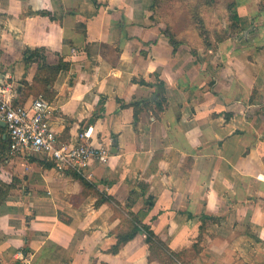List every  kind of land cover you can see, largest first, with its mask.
Instances as JSON below:
<instances>
[{"label": "crops", "instance_id": "0c3cea01", "mask_svg": "<svg viewBox=\"0 0 264 264\" xmlns=\"http://www.w3.org/2000/svg\"><path fill=\"white\" fill-rule=\"evenodd\" d=\"M96 2L0 0V100L42 94L37 62L25 67L22 52L44 48L48 65L69 63L49 90L48 123L63 141L89 129L110 149L106 163H90L88 185L41 154L0 162V179L15 184L0 203V264H161L149 258L143 233L108 251L122 228L117 210H146L142 221L172 250L203 224L194 264H264V104L251 112L209 105L218 95L228 104L254 100L256 62H242L239 88L238 73L227 76L239 64L222 41L226 65L215 72L216 90L203 92V69L213 67L202 48L173 51L149 0ZM96 191L117 204L97 203Z\"/></svg>", "mask_w": 264, "mask_h": 264}, {"label": "rangeland", "instance_id": "374dc122", "mask_svg": "<svg viewBox=\"0 0 264 264\" xmlns=\"http://www.w3.org/2000/svg\"><path fill=\"white\" fill-rule=\"evenodd\" d=\"M149 1L152 4V1ZM231 3L235 4L236 9L239 6L241 12L245 14L243 17L244 25L239 32L234 31L233 21L230 20L231 9L229 4ZM195 10L199 13L203 27H201L202 23L196 26L193 22V11ZM263 14L264 0H156L155 10L151 11V16L155 18V22L159 23L162 29L170 28L177 40L185 41L190 48L195 50L204 43L203 38L199 37L200 32L203 30L207 31L210 37L209 42L215 43L216 36L225 30L226 39H224L225 41L223 40V43L220 42V45H222L224 52L233 51L235 53L234 60L239 64L235 68L238 72H232L231 69H228L229 73H227V76L238 73L239 82H237V85L239 88L243 86V78L247 73V67L242 62L246 61L247 57L254 59L257 64L254 67V74L257 77L255 81L256 87L253 88L256 98L254 100L240 99L237 104L234 100L233 104H228L232 100L225 102L218 95V99L216 97L209 104L213 109H216L218 106L227 103L224 107L227 110L239 108L241 110L246 109V112L254 111L264 104L260 97L264 93V27L260 26L263 21L261 16ZM2 19L3 17L0 15V21ZM218 45L219 43L217 47ZM217 47L209 48L206 51L200 49L203 52L204 63L209 62L213 67L212 73H209L205 68L203 69L205 76L203 86H201L203 92L208 90L214 92L216 90L217 79L215 78V72L220 66L226 65L224 63L225 56L223 55L221 58V53ZM257 92L261 94L258 96ZM203 102H206L205 96H203ZM2 177L5 178V175H2ZM19 181L17 179L15 183L17 184ZM10 184L15 186L12 182ZM195 230L196 232L199 231L198 228ZM195 230L192 235L191 233L188 235L187 243L185 242V244L173 249L174 252H177V257L182 264H194L192 260L197 249V233ZM158 256L163 257L164 264H172V261L163 253H159Z\"/></svg>", "mask_w": 264, "mask_h": 264}, {"label": "trees", "instance_id": "16d2710c", "mask_svg": "<svg viewBox=\"0 0 264 264\" xmlns=\"http://www.w3.org/2000/svg\"><path fill=\"white\" fill-rule=\"evenodd\" d=\"M93 3H97L96 0H92ZM152 1V6H150V11H154L155 10V2L156 0H151ZM229 8L231 9V16H230V20L233 21V25H234V31L239 32L241 31V26L239 23V15L237 12V9L235 7V4L231 3L229 4ZM37 13L42 14V15H48L51 16V14L47 11H38ZM151 18L153 20H155L154 17L151 16ZM193 22L196 24V26L200 25L201 22V18L199 17V13L197 12V10L193 11ZM201 27H203V23L201 25ZM163 34L168 38L169 43L172 46L173 51L181 44H185V45H189L186 44L185 41H180L176 39V36L172 33V31L170 30V28L166 27L165 29H163ZM199 37L203 38V45L201 46V48L206 51L209 48H216L217 44L222 42L224 39H226V31H222V33H220L219 35L216 36V40L215 43H211L209 42V34L207 33V31H202L199 33ZM189 47V46H188ZM190 48V47H189ZM191 53L195 54L196 50L194 48H190ZM44 52L45 49L44 48H34V49H25L22 52V56H23V61H24V65L25 67H27L29 65V63L31 61H33L35 59V61L37 62V72L35 75V83H36V88H40L43 92L42 94L50 101L51 97L53 96V91H49L52 87L53 84V80L56 77V75L62 71V70H67L69 68V63L65 62L63 60H59L57 64L51 66L48 65L45 60H44ZM159 88L161 89L160 92H162V94L164 93V84L161 80H159V78L156 76ZM26 84L25 80L21 81V84ZM142 83L146 84V85H150V83L146 82V81H142ZM158 88V89H159ZM46 93H49L46 94ZM155 94H157V98L160 96L161 93L155 92ZM156 98V99H157ZM152 100L156 102V107L157 109H161L162 106L160 104V102H158L157 100ZM149 101V100H147ZM144 101V102H147ZM18 101H14L13 104H18ZM127 105H130L133 107V117L135 120H137L138 118V112L140 111L138 109V101H132L130 103H128ZM147 105V104H146ZM230 115H232V112L230 113H225V117H229ZM4 134H6V130L4 127L0 126V162H3L5 159H9V155H8V139L7 137L3 136ZM48 166H52V163H48ZM71 175H73L74 178L78 179L79 181H81V183H83V185H88V183H86V181L84 180V178L73 172L70 171ZM16 181V180H14ZM13 184H8L4 181H2L0 179V203H2L6 197L8 196L10 190L13 188ZM96 194L98 195V200L97 203L99 202H103L106 201L108 203H115L117 204V202L111 197V196H104L101 193L96 191ZM152 206V201H150V199H147L146 202V208H150ZM117 213L119 215L120 221H121V225L122 228L120 231H118L116 233V238L117 241L116 243L111 246L109 248V252L111 253H116L119 248L121 247V245H123L124 243H126L127 241L131 240L137 233H143L145 236V243L148 246V250H149V258L151 259H157L158 261L161 262V264H164V260L163 257L158 256L159 253H163V255H165L166 257H168L171 261L172 264H179V258L177 257L178 254L177 252H174L172 249H170L155 233L154 231L151 229L150 225L144 223L142 221L143 216L146 214V210H140L137 213H133L130 210L126 211L125 213L120 212L119 210H117ZM202 217V223H203V213L201 214ZM199 231L202 232L203 231V224L200 225L199 227ZM201 240V236L199 235L197 238V249H196V253L197 254L200 251V246H199V242ZM157 254V255H154ZM180 264H182L180 262Z\"/></svg>", "mask_w": 264, "mask_h": 264}, {"label": "built area", "instance_id": "2783aa9c", "mask_svg": "<svg viewBox=\"0 0 264 264\" xmlns=\"http://www.w3.org/2000/svg\"><path fill=\"white\" fill-rule=\"evenodd\" d=\"M52 110L50 101L43 94L28 103L13 104L9 98L0 100V122L6 130L8 155L41 154L63 169L82 177L90 176V163H106L109 146L96 144L89 129L78 132L75 140H61L48 123Z\"/></svg>", "mask_w": 264, "mask_h": 264}, {"label": "water", "instance_id": "95a60500", "mask_svg": "<svg viewBox=\"0 0 264 264\" xmlns=\"http://www.w3.org/2000/svg\"><path fill=\"white\" fill-rule=\"evenodd\" d=\"M2 75L0 74V80L2 79ZM0 126L4 127V123L3 122H0ZM4 137L6 136V134L3 135ZM113 152L115 151V148H113L112 150Z\"/></svg>", "mask_w": 264, "mask_h": 264}]
</instances>
